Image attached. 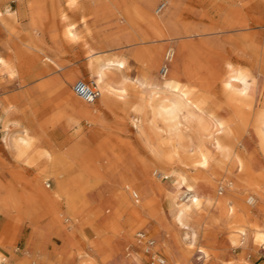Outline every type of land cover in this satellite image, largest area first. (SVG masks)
Wrapping results in <instances>:
<instances>
[{
    "label": "bare ground",
    "instance_id": "bare-ground-1",
    "mask_svg": "<svg viewBox=\"0 0 264 264\" xmlns=\"http://www.w3.org/2000/svg\"><path fill=\"white\" fill-rule=\"evenodd\" d=\"M31 1L38 6L32 12L33 19L42 20L47 3ZM89 1V14L73 2L71 9L81 16L79 23L61 13L65 34L77 38L81 29H93L97 21L110 22V15L115 16L117 27L124 24L122 34L102 42L106 52H91L90 71L101 91L97 104L126 114L142 138L146 156L127 151L124 142L119 149H111V142L118 138L110 134L111 129L106 130L108 121L101 109L91 105L96 101L87 105L71 97L69 105L78 116L69 117L55 130L54 137L64 138L60 142L47 141L44 131L37 134L23 121L14 122L5 135L11 156L36 177L23 179L13 172L10 185L0 175V215H10L11 224L24 219L44 237L54 231L71 245L84 241L87 248L77 253L83 264H143L147 255L137 236L150 231L149 224L158 228L154 237L161 238L158 242L154 238L153 250L159 255L166 250L165 264H198L195 255H201L199 259L217 256L213 242L221 231L234 245L247 239L263 243L264 224L250 221L253 209L247 205L259 200L264 213V93L260 95L256 73L231 61L215 66L210 60H200L189 42L181 40L192 31L179 25L174 0H168V8L167 2H162L156 9L154 0H114L112 5L110 0ZM0 17L6 26L7 19L15 18L9 8ZM225 23L227 28L248 25ZM164 41L169 47L163 55ZM255 50L259 57L260 51ZM262 52L264 60V49ZM131 62L143 71L142 76L127 73ZM0 68L12 70L13 62L0 56ZM75 79L71 75L68 85ZM215 88L221 93H215ZM258 110L262 113L257 114ZM80 118L92 125L87 135H82ZM72 126L77 129L70 132ZM98 138L100 143L86 155L85 148ZM68 143V150L62 151ZM97 164L107 177L117 178L123 201L122 210L117 208L103 226L98 224L102 212L92 215L86 197L97 181L91 176L86 181L85 174ZM221 172L224 176H217ZM143 177L151 182L138 185ZM128 194H132V201L126 200ZM164 199L167 208L162 204ZM64 220L71 223L65 225ZM220 222H224L221 229ZM123 237L130 242L129 247L123 245ZM132 246L142 252H132ZM1 259L6 260L0 254Z\"/></svg>",
    "mask_w": 264,
    "mask_h": 264
},
{
    "label": "rangeland",
    "instance_id": "rangeland-1",
    "mask_svg": "<svg viewBox=\"0 0 264 264\" xmlns=\"http://www.w3.org/2000/svg\"><path fill=\"white\" fill-rule=\"evenodd\" d=\"M50 1L43 0L44 5L47 3L43 19L34 20L32 12L38 10V6L31 0H0V16L9 8L13 11L15 18L17 17L16 19H7V26L0 17V56L13 62L12 70L0 68V175L1 179L10 185L14 182L13 172L18 173L23 179L34 180L36 177L32 170L17 162L5 146L4 137L14 128V122L23 121L25 127L33 128L37 134L44 131L45 139L50 140L51 143L63 140L64 138L54 137L55 130L66 124L69 117L78 116L69 105L71 97L78 98L83 103L85 102L74 93V84L80 79L89 84H94L90 71V55L94 52L95 54L106 52L108 48H101L102 42L110 36L124 32V24L121 23V27H117L115 16L110 15V22L97 21L93 29H81L77 38L75 37L76 39L70 38L65 34V25L61 20V13L72 19V21L79 23L81 16L79 14L80 17H78V14L73 13L71 7L74 8L73 4L77 1L81 10H85L89 14L91 2L89 0H75V2L73 0H52V3ZM110 1V5L114 4V0ZM154 2L155 9L162 2H167V8L170 5L168 0H154ZM173 11L176 18L180 19L178 21L179 25L187 26L192 31L190 37L181 40L189 42L198 53L200 60H210V63L215 66L222 61H231L248 71L256 73L260 80V95L264 93V60L261 57L264 49V0H174ZM53 13L58 15L54 16ZM226 20L248 22V27L227 28ZM162 43L165 45L164 55L169 46L167 41ZM91 48H94V51H91ZM255 48L260 51L259 54L261 55L259 57H256L255 52L257 50ZM161 67L162 61L160 60L158 70ZM140 71L141 69L139 70L135 62H131V68L128 69L127 73L132 77L142 76L143 71ZM160 73H163V71L161 70ZM73 74L76 79L68 85V79ZM216 89H214V92ZM217 90L215 93H221L219 88ZM99 99L91 105L101 109L108 121L106 130L110 131L111 129L110 134L118 138L111 142V149L118 148L121 142H124L123 145H126L124 148L127 151L135 153L136 156L144 155L145 157L146 153L142 138L126 120V114L113 112L111 109L97 104ZM85 104L89 105L87 102ZM256 112L257 114L262 113L261 110ZM79 125L83 129L82 135H87L92 126L85 118H80ZM77 126H72L70 132L75 131ZM106 130L104 133L108 132ZM100 141L101 138L94 140L92 142L93 146L85 148L84 153L89 155V149H94ZM70 145L71 143L64 145L62 151H67ZM71 163L76 166L74 161ZM96 166L89 168V172L85 174L86 181L91 177L97 181L96 183L95 181L92 182L95 185L87 191L86 197L92 204H90L92 215L98 216L102 212L98 224L103 226L113 216L117 208L122 210L123 201L118 195L117 178L111 174L107 177L105 171L98 168L99 164ZM150 173H153V171L151 170ZM217 176H224V173H218ZM145 178L143 177L141 181H138V185H147L151 182L150 178ZM132 198V194L126 196L127 201H132ZM166 202L164 199L162 204L167 208ZM247 205L253 209V217L250 221L256 219L255 221L263 225L264 213L261 211V201L258 200V204L251 205L247 203ZM62 207L64 211L65 208ZM62 207H60L61 210ZM3 214L7 215L6 217L10 220V215ZM65 217L69 218L68 215ZM125 219L124 216L122 221H125ZM7 222L8 220H5L0 224V251L6 259L4 261L0 260L3 264H8L10 260L8 256L11 254L17 257L24 256L31 232V227H29L31 224L24 221V219L14 221L12 224L10 221L11 226L9 227H6ZM46 222L41 223V225ZM70 223L64 220L65 225ZM223 223L220 222V229L223 228ZM148 228L151 229L149 233L152 236L156 235L157 227L153 228V225L149 224ZM179 233L183 234L181 231ZM50 234L52 236L56 232L50 231ZM62 237L67 240L65 236ZM78 238H80L79 233L77 240ZM160 238L156 237L155 239L158 242ZM47 240L48 237L43 236V241L38 250H45L54 264H82L77 253L87 248L84 241L82 243L80 241L76 245H67L63 241H58L56 244H51L52 246L50 245L49 248H45ZM187 240L190 241L189 238ZM122 241L124 246L129 247L126 238L123 237ZM203 242L205 244L210 243L207 240H203ZM197 244H201V237L198 238ZM213 244V249L218 252L217 256L199 259L201 255H195L194 261L198 264H264V242H254L252 239H247L242 241L241 244L234 245L227 234L221 231ZM130 250L132 252H142L138 246H132ZM26 253L34 256L30 248ZM35 261V258H31L28 264H35ZM147 261L148 258H144L143 264H148Z\"/></svg>",
    "mask_w": 264,
    "mask_h": 264
},
{
    "label": "crops",
    "instance_id": "crops-1",
    "mask_svg": "<svg viewBox=\"0 0 264 264\" xmlns=\"http://www.w3.org/2000/svg\"><path fill=\"white\" fill-rule=\"evenodd\" d=\"M5 220H8V222L6 224L8 226L10 220L4 214H1L0 215V224L3 221H5ZM29 227H31V232H30V235H29V238H28V241H27V245H26V249H25L24 256H18L17 257L15 255L11 254L10 256H8V258L10 259L9 262H8V264H28L29 263V260L31 258H35L36 259L35 264H37V263L38 264L39 263L40 264H54L51 261V259L49 257V254L45 250H42V251L38 250L39 245L43 241V235H42V233H40V231H38V230L37 231H34V228L31 225H29ZM58 241H63L67 245H71L70 242L68 240H65L61 235H59V234H53L52 236H49L48 237L47 244H46V247L45 248H49V246L51 244L52 245L53 244H56V242H58ZM128 243H129V246H130V242L129 241H128ZM29 248L32 250V253H34V256L33 255L31 256L28 253H26V251ZM137 252L138 253H141L139 251H137ZM0 254L2 255V252L1 251H0ZM162 254H164V255L167 254L166 250H162ZM42 257H45V258H42ZM80 260H81V258H80ZM81 263H82V261H81ZM0 264H3V263L0 261Z\"/></svg>",
    "mask_w": 264,
    "mask_h": 264
},
{
    "label": "built area",
    "instance_id": "built-area-1",
    "mask_svg": "<svg viewBox=\"0 0 264 264\" xmlns=\"http://www.w3.org/2000/svg\"><path fill=\"white\" fill-rule=\"evenodd\" d=\"M73 91L79 98L88 103L95 102L101 95L100 89L95 84H89L83 79L74 84ZM137 237L140 243L145 246L148 264H165V258L153 250L155 245L154 236L149 232H141Z\"/></svg>",
    "mask_w": 264,
    "mask_h": 264
}]
</instances>
